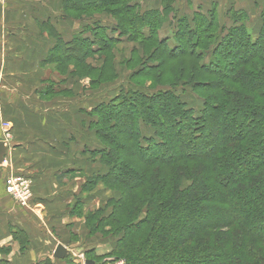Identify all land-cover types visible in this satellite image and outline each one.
<instances>
[{"label": "trees", "instance_id": "16d2710c", "mask_svg": "<svg viewBox=\"0 0 264 264\" xmlns=\"http://www.w3.org/2000/svg\"><path fill=\"white\" fill-rule=\"evenodd\" d=\"M61 1L65 14L105 9L116 23L98 20L69 41L52 30L56 43L45 63L61 47L82 61L139 37L144 46L158 45L142 63L144 75L156 71L166 85L154 92L127 85L85 111L95 118L90 129L101 143L86 151L104 169L85 176L81 189L102 182L120 193L107 200L108 214H84L88 228L116 237L110 254L126 264H264V0L255 34L243 10L230 8V24L220 23L215 3L188 16L176 12L174 0H161L158 8L138 0ZM165 22L170 37H157ZM187 84L202 103L197 110L178 91ZM183 179L190 180L185 188ZM168 186L172 192L162 198ZM93 252L86 250L85 259L106 264ZM62 264L78 263L67 254Z\"/></svg>", "mask_w": 264, "mask_h": 264}, {"label": "crops", "instance_id": "0c3cea01", "mask_svg": "<svg viewBox=\"0 0 264 264\" xmlns=\"http://www.w3.org/2000/svg\"><path fill=\"white\" fill-rule=\"evenodd\" d=\"M154 1L146 7H160L161 0ZM249 1L251 8H259V29L263 0ZM234 9L252 11L245 6ZM66 23L61 0H0V141L6 145L0 164V259L9 264L44 258L62 264L67 254L53 257L58 244L78 263V220L83 219L79 216L94 209L90 204H98L81 185L101 165L91 159L78 164L81 157H90L86 149L101 146L90 129L95 118L85 112L98 103L78 109V100L62 96L65 93L50 96L66 85L58 83L50 92L47 80L52 71L43 67L56 43L51 30L64 41L74 35L72 31L67 37ZM11 175L29 180L27 204L17 203L6 192L5 180ZM108 198L107 194L104 204ZM98 247L90 245L82 252L103 253Z\"/></svg>", "mask_w": 264, "mask_h": 264}, {"label": "rangeland", "instance_id": "374dc122", "mask_svg": "<svg viewBox=\"0 0 264 264\" xmlns=\"http://www.w3.org/2000/svg\"><path fill=\"white\" fill-rule=\"evenodd\" d=\"M138 1H140L143 8H148L146 5L154 6V4H156V1L154 0ZM259 2L261 3V0H259ZM208 3L210 6L215 3L219 15V21L225 25L230 24V21L226 17L227 10L230 8L234 9L239 6H245L248 10H252L251 12H248L249 19L246 22L248 30L251 32H256L258 30L259 8H251L252 2L249 0H174L173 7L178 14L191 16V13L197 9L198 6L204 10L207 9ZM65 19L67 22L66 24L68 25L66 28L67 37H70L72 31L75 32L74 34H78L80 31L79 28H85V25H92L98 20H101V22L105 24L116 23L115 18L105 9L101 12H93L91 14L78 13V10H76V12L71 11L65 14ZM171 31L172 28L167 22H165L157 37H170ZM142 43L143 39H140L139 37H136L133 40L120 41L105 47L101 51L92 53L82 61L78 59V55L72 51V49H64V47H61L60 49L55 50V56H52L51 61L46 62L43 66L45 68H51L52 71V75L49 80H47V88L51 92L52 88L60 83L66 85V89H62L59 92H54L52 90L53 92L50 96L62 95L65 93V95L62 96L73 97V99L75 98V100H78V109L83 108L86 110V108H89L96 103L108 101L118 93L123 92L127 85H130L132 89L151 92L166 88L164 82L160 83V81L156 80V71L150 75H144L145 73L143 72L142 63L145 62L150 54L157 53L158 45L153 40L147 42L146 46ZM175 63L176 61H172L170 64L175 66ZM165 79L167 78L162 80L165 81ZM178 91L181 92L184 99L193 104L196 110L200 108L202 103L191 92L188 84L183 88L179 87ZM87 157L86 159L81 157L78 164L81 163V161L85 164L86 161L91 159V157ZM94 168L95 171L98 170L96 172L103 170L102 166H96ZM99 184L103 185L102 182H99L95 185V188L93 187L86 191V193L90 191L89 194L92 200L98 199V204H90V207L92 206L94 208L93 210H95V212L92 210V216L97 215L98 210H102L105 214L112 211V204L103 203L107 194L109 200L111 198L112 200H118L120 196V193L115 189H110L112 193L109 192L105 194V191L99 187ZM188 184H190V180L183 179L181 188L187 187ZM103 187L108 189L104 185ZM171 192V186H168L161 193L162 198L170 196ZM138 193L139 192L135 194ZM112 194L113 196H110ZM142 194H144V192ZM134 200L130 202V204L132 203L131 206L134 205ZM130 204H128V206ZM79 217H82L83 219L78 220V245L75 244L78 246V251L80 252L78 253V264L81 263L83 258L85 259V254L82 252V249L95 244L100 246L97 250L103 252L97 253L94 250L93 255L97 260H100V258L101 260H106V264H115V261L117 262L121 260L123 261V264H126V259L124 257L115 258L114 254H110L113 248H115L116 237H113L111 233L90 230L86 223L85 216ZM114 219H116V217H113V220ZM111 224L103 230L105 231L111 228ZM224 230L228 231V229ZM229 230L231 235L237 234L236 225H233ZM215 235L217 234L215 233ZM214 241H216V239ZM106 247L109 248V251H106ZM103 257L105 258L103 259Z\"/></svg>", "mask_w": 264, "mask_h": 264}, {"label": "built area", "instance_id": "2783aa9c", "mask_svg": "<svg viewBox=\"0 0 264 264\" xmlns=\"http://www.w3.org/2000/svg\"><path fill=\"white\" fill-rule=\"evenodd\" d=\"M6 192L21 205H25L30 197L29 180L22 175H11L5 180ZM85 259L80 264H85ZM115 264H123V261H115Z\"/></svg>", "mask_w": 264, "mask_h": 264}, {"label": "water", "instance_id": "95a60500", "mask_svg": "<svg viewBox=\"0 0 264 264\" xmlns=\"http://www.w3.org/2000/svg\"><path fill=\"white\" fill-rule=\"evenodd\" d=\"M5 142L0 141V164L3 161L4 158V152H5ZM66 254H68V250L66 247H64L61 244H58L54 250L53 257L55 258H63ZM85 264H92L93 262L91 260L85 259Z\"/></svg>", "mask_w": 264, "mask_h": 264}]
</instances>
